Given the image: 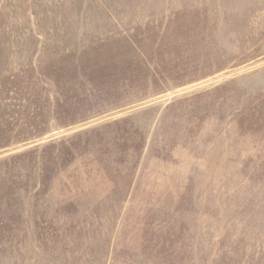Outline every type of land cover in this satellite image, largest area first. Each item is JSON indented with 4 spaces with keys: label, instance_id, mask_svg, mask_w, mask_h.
Listing matches in <instances>:
<instances>
[{
    "label": "rangeland",
    "instance_id": "rangeland-1",
    "mask_svg": "<svg viewBox=\"0 0 264 264\" xmlns=\"http://www.w3.org/2000/svg\"><path fill=\"white\" fill-rule=\"evenodd\" d=\"M0 264H264V0H0Z\"/></svg>",
    "mask_w": 264,
    "mask_h": 264
}]
</instances>
